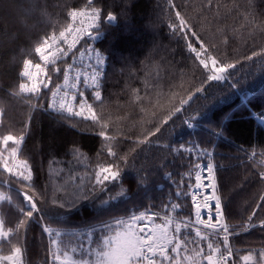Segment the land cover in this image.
Instances as JSON below:
<instances>
[{
	"label": "snow or ice",
	"instance_id": "6c2138e0",
	"mask_svg": "<svg viewBox=\"0 0 264 264\" xmlns=\"http://www.w3.org/2000/svg\"><path fill=\"white\" fill-rule=\"evenodd\" d=\"M122 4L128 5L130 0H122ZM157 7L172 36L183 41L187 59L191 61L194 70V79L185 81L181 77L179 87L184 92L181 94L172 91L177 85L171 82L167 84L168 91H165V80L171 72L160 61L141 62V76H136L135 70L131 71L130 75L141 81L142 88L126 85L129 94L126 104L138 109L143 115L132 125L140 126L139 135L135 137L124 135L120 131L121 126L117 124V134L131 142V146L124 151L120 150L117 135L108 131L113 123L111 115L103 114L105 101L102 97V81L107 57L89 42L102 35L105 23L111 25L117 21V14L104 0H81L79 5L62 2L57 14L59 19L54 22L49 20L46 8L38 0H28V6L22 9L24 15L19 23L23 28L29 27V19L39 15L48 20L49 30L32 42L27 56L21 62L18 73L20 82L9 91V95L24 101L30 109L35 110L44 107L43 104L34 103V100L41 99V88L48 89V109L62 116L66 113L65 119L81 117L91 121L93 128H99L96 134L103 138L104 143L101 152L96 155L99 157L101 153H106L108 159L98 161L82 175L69 168L68 174L61 176L64 169H59L49 174L51 185H44L38 190L32 164L28 158L21 156L26 131L18 135L9 132L0 136V242H3L0 243V264H28V249L23 241L32 224L40 225L48 237L44 264H230L234 254L230 237L239 235V232L226 222L221 196L218 194L215 166L211 162L212 152L195 142L179 147L160 144L158 134L166 130L165 126L169 122L174 124V118L185 112L186 106L194 98H199L198 94H204L212 82L227 81L233 75L230 70L236 69L242 61L256 62L254 58H257L262 61L261 66H264V47L235 60H229L226 54L220 52V46L229 43V33L234 36L242 31L250 36L256 32L264 34V19L256 15L254 0H246L243 11L238 0H231V4L224 0H200L198 6L192 7L195 15L189 13L187 0L183 14L177 10L174 0H163L162 6L158 2ZM124 10H128L126 6ZM226 17L238 20L239 27L220 26L219 21ZM193 20H197L199 31L193 30ZM213 27V35L219 36V42L206 43L201 39L200 32L205 29L211 31ZM11 39L16 40L18 36L13 34ZM32 55L38 56L43 64L34 63L33 59L28 58ZM69 57L71 62H68ZM51 73L57 74V78L62 75L63 83H55L53 88H49V84L54 83ZM185 82L188 83L187 88L184 87ZM86 92L90 93L91 102ZM162 100L166 103L162 104ZM96 102H99L101 109L99 113ZM4 114V108L0 107V123L3 122ZM126 119L127 114L116 117L117 121ZM192 119L189 117L183 122L193 127ZM257 119L264 124V117ZM72 126L75 127V124ZM213 134L222 135L221 132ZM152 143L168 149L170 153H186L189 157L195 155L197 160L208 157L207 164L189 161L187 180L191 192L181 189L185 182L184 175L176 183V197H191L195 219L191 215H179L183 205L173 202L170 196L168 202L161 205L163 212L152 211V207L147 206L143 211L91 223L82 228L52 227L50 223H45L46 218H51L50 210H56L57 221L67 222L69 214L83 212L87 207L92 219H96L111 211L113 201H126L141 191L146 193L147 189L143 187L147 184L146 176L139 178V191L133 192L131 197L128 195L129 190L120 181L123 170L128 167L130 160L136 158L137 150L142 145ZM71 154L73 160L80 163L87 159L79 148L71 149ZM257 155L253 149L248 159L253 160ZM259 156L260 164L264 165V151ZM54 163L58 162L50 160L49 167ZM204 171L207 177L203 175ZM164 175L172 179V173L166 172ZM258 175L264 186V169ZM205 179L207 184L204 183ZM117 185L119 191L111 195L110 186ZM4 187L8 191H3ZM205 188L212 190L210 196L202 192ZM205 209L207 218L202 214ZM258 210L264 211V191L244 221L243 231L257 226L264 229V219L259 220V225L253 222ZM12 214L16 219L10 226L7 217ZM242 260L245 264H264V247L250 250Z\"/></svg>",
	"mask_w": 264,
	"mask_h": 264
},
{
	"label": "trees",
	"instance_id": "16d2710c",
	"mask_svg": "<svg viewBox=\"0 0 264 264\" xmlns=\"http://www.w3.org/2000/svg\"><path fill=\"white\" fill-rule=\"evenodd\" d=\"M62 2L79 5L81 0H38V3L46 8L49 20L53 22L59 19L57 14ZM158 2L163 5V0H130L128 5H123L122 0H104V3L110 5L112 11L117 14L118 19L111 25L105 23L102 35L95 41H89L107 57L105 77L102 81V97L105 101L103 114L105 116L110 114L112 117L113 123L110 124L108 131L117 135L121 151L130 147L131 142L117 134V124L121 126L120 131L124 135L135 137L139 135L140 126L132 125L143 115L138 109L126 104L129 99L126 85L142 88L141 81L130 75L132 70L136 71V76H141L143 75L140 71L143 67L141 62L160 61L166 64L171 72L165 80V91H168L167 84L171 82L177 85L172 91L181 94H184L183 88L179 87L181 77L183 76L185 81L194 79V70L191 61L187 59L188 54L183 41L172 36L160 8L157 7ZM224 2L231 4V0ZM174 3L177 10L183 14L186 0H174ZM199 3L200 0H187L189 13H192L193 5L198 6ZM238 3L243 11L246 0H238ZM254 4L256 15L264 19V0H254ZM27 6L28 0H0V107L5 110L3 122L0 123V136L9 132L18 135L21 131H26L21 156L28 158L32 164L39 190L44 185H51L50 173L64 169L61 176H66L71 168L82 175L85 171L91 170L98 161H104L108 157L106 153H101L99 157L96 155L101 152L104 141L96 134L99 128H93L91 121H85L81 117L65 119L66 113L62 116L47 108L50 98L48 89L43 90L39 101L34 100V103L44 106L35 110L30 109L24 101L9 95V91L20 82L18 73L21 62L27 56L32 42L49 30L48 20L39 15L29 19L28 28L20 25L19 20L24 15L22 9ZM125 6L127 11L124 10ZM192 24L193 30L199 31L197 20H193ZM219 25L239 27V21L233 17H226L219 21ZM213 33L215 27L211 31L205 29L200 32L201 39L206 43L210 41L218 43L219 36H214ZM13 34H16L18 39L12 40ZM261 47H264V34L256 32L250 36L242 31L235 36L229 33V43L227 46L221 45L220 52L226 54L229 60H235L250 55L252 51ZM28 58L38 60L35 55ZM254 61L256 62L242 61L236 69L230 70L233 75L227 81L212 82L204 94H198L199 98H194L190 105L186 106L187 110L178 114V118H174V124L169 122V125L165 126L166 130L158 134L160 144L179 147L189 146L195 142L201 148H207L212 152L227 223L239 232V235L230 237V244L234 250V264H245L242 260L244 255L254 248L264 247V229L257 226L249 231H243L242 228L259 195L264 191L258 175L259 171L264 169L259 156V153L264 151V124L257 119L264 117V66H261L262 61H258L257 58H254ZM68 62H71L70 57ZM51 74L54 83H50L49 88H53L55 83H63L62 75L57 78V74ZM233 84L235 87H232ZM184 87H188L187 82L184 83ZM86 95H89L91 102L90 93L86 92ZM161 103L164 104L166 101L162 100ZM95 106L99 113L101 111L99 102H96ZM126 114V120H116V117ZM189 117H193L194 130L183 122ZM215 132H221L222 135L216 136L213 134ZM74 147L79 148L87 157L82 163L73 160L71 149ZM253 149L258 155L249 160L248 155ZM50 160L58 163H54L50 168ZM190 160L202 164L209 162L207 156L197 160L195 155L189 157L186 153L182 155L170 153L168 149L161 148L156 143L142 145L137 150L136 158L130 160L128 167L123 170L120 183L129 190L128 195L131 197L133 192L139 191L137 188L139 178L146 176L147 184L143 185L147 189L146 193L141 191L139 195L126 201L123 199L113 201L111 211L96 219H92L87 207L83 212L69 214L67 222L57 221L56 210H50L51 218H46L45 223H50L52 227L82 228L91 223L143 211L147 206H151L152 211L163 212L161 205L167 203L170 196L173 202L183 205L179 215H191L194 219L191 197L178 198L175 195L176 183L180 181L182 175L185 176V182L181 185L182 191L191 192L187 180ZM166 172L172 173L171 180L165 177ZM192 176L194 183V172ZM2 190L8 191L6 187ZM117 191L119 185L110 186L111 195H115ZM12 194L15 199V194ZM15 219L14 214L7 217L10 226ZM260 219H264V211L258 210L253 222L259 225ZM23 243L28 249L26 256L28 264H44L48 237L42 232L40 225L30 226Z\"/></svg>",
	"mask_w": 264,
	"mask_h": 264
},
{
	"label": "built area",
	"instance_id": "2783aa9c",
	"mask_svg": "<svg viewBox=\"0 0 264 264\" xmlns=\"http://www.w3.org/2000/svg\"><path fill=\"white\" fill-rule=\"evenodd\" d=\"M203 175H204L205 177H207V172L204 171V172H203ZM204 183H205V184L208 183L207 179L204 180ZM202 192H203L204 194H206V195H209V196L212 194V190H211L210 188H205V189L202 190ZM218 194H219V193H218ZM213 203H214V202H213ZM202 214H203L204 218H207V210H206V209L203 210ZM230 264H231V261H230Z\"/></svg>",
	"mask_w": 264,
	"mask_h": 264
},
{
	"label": "water",
	"instance_id": "95a60500",
	"mask_svg": "<svg viewBox=\"0 0 264 264\" xmlns=\"http://www.w3.org/2000/svg\"><path fill=\"white\" fill-rule=\"evenodd\" d=\"M116 22V21H115ZM115 22H113V23H115Z\"/></svg>",
	"mask_w": 264,
	"mask_h": 264
}]
</instances>
